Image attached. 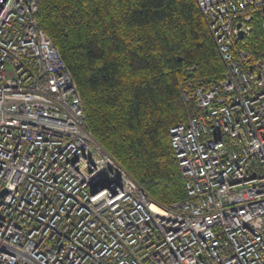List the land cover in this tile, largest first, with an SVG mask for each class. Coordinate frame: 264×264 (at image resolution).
<instances>
[{"label":"built area","instance_id":"2783aa9c","mask_svg":"<svg viewBox=\"0 0 264 264\" xmlns=\"http://www.w3.org/2000/svg\"><path fill=\"white\" fill-rule=\"evenodd\" d=\"M196 2L224 70L182 91L186 198L169 205L86 128L39 0L0 3V264H264V46L237 44L254 16L264 34V0Z\"/></svg>","mask_w":264,"mask_h":264},{"label":"trees","instance_id":"16d2710c","mask_svg":"<svg viewBox=\"0 0 264 264\" xmlns=\"http://www.w3.org/2000/svg\"><path fill=\"white\" fill-rule=\"evenodd\" d=\"M237 44L257 54L260 20ZM37 24L74 81L86 128L158 203L186 198L169 127L195 109L186 84L224 67L196 0H39Z\"/></svg>","mask_w":264,"mask_h":264},{"label":"snow or ice","instance_id":"6c2138e0","mask_svg":"<svg viewBox=\"0 0 264 264\" xmlns=\"http://www.w3.org/2000/svg\"><path fill=\"white\" fill-rule=\"evenodd\" d=\"M2 2H3V0H0V3H2ZM96 181L101 186L100 196L96 197V199H100V197H106L107 198L108 193L103 191V187L105 186V178H104L102 173L96 176ZM117 198H119V197H117ZM153 211H155L159 214H162L161 210L159 208H153Z\"/></svg>","mask_w":264,"mask_h":264},{"label":"rangeland","instance_id":"374dc122","mask_svg":"<svg viewBox=\"0 0 264 264\" xmlns=\"http://www.w3.org/2000/svg\"><path fill=\"white\" fill-rule=\"evenodd\" d=\"M208 28V27H207ZM10 65H8V67H7V70H8V75H11V73H12V71H11V69H10V67H9Z\"/></svg>","mask_w":264,"mask_h":264},{"label":"water","instance_id":"95a60500","mask_svg":"<svg viewBox=\"0 0 264 264\" xmlns=\"http://www.w3.org/2000/svg\"><path fill=\"white\" fill-rule=\"evenodd\" d=\"M238 37L242 38V32L241 31L238 33Z\"/></svg>","mask_w":264,"mask_h":264},{"label":"bare ground","instance_id":"6f19581e","mask_svg":"<svg viewBox=\"0 0 264 264\" xmlns=\"http://www.w3.org/2000/svg\"><path fill=\"white\" fill-rule=\"evenodd\" d=\"M38 6H39V3H38ZM38 12V11H37ZM208 29V28H207ZM209 31V30H208ZM48 36V35H47ZM51 40V39H50Z\"/></svg>","mask_w":264,"mask_h":264}]
</instances>
